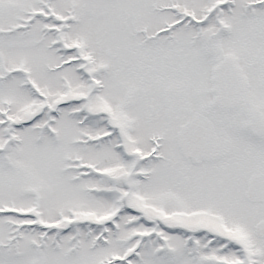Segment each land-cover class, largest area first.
<instances>
[{
	"label": "snow or ice",
	"instance_id": "6c2138e0",
	"mask_svg": "<svg viewBox=\"0 0 264 264\" xmlns=\"http://www.w3.org/2000/svg\"><path fill=\"white\" fill-rule=\"evenodd\" d=\"M0 264H264V0H0Z\"/></svg>",
	"mask_w": 264,
	"mask_h": 264
}]
</instances>
